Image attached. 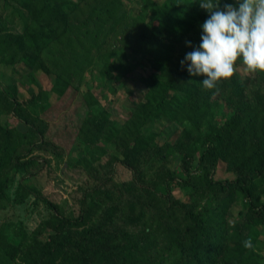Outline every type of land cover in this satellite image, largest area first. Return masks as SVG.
<instances>
[{
	"label": "trees",
	"instance_id": "obj_1",
	"mask_svg": "<svg viewBox=\"0 0 264 264\" xmlns=\"http://www.w3.org/2000/svg\"><path fill=\"white\" fill-rule=\"evenodd\" d=\"M1 1L25 13L20 32L0 30L1 61L55 70L52 90L59 95L80 91L82 73L97 56L112 78L110 57L123 48L142 53L149 74L140 79L143 100L133 101L127 89L132 109L119 124L83 93L86 112L69 150L40 116L44 92L23 101L15 83L0 85V212L17 174L13 202L31 197L47 210L30 232L0 223V264H264V73L244 81L238 62L212 90L199 82L203 77L189 76L180 61L198 46L207 17L198 0H144V18L122 0ZM231 2L221 0V7ZM53 46L70 48L65 64H56ZM214 97L223 103L221 117ZM150 121L178 123L177 136L160 144L157 133L144 131ZM71 150L77 157L67 165L90 181L79 187L75 217L27 183ZM174 156L177 169L169 167ZM220 162L233 178L215 179ZM118 164L127 181H116ZM248 238L252 249L243 246Z\"/></svg>",
	"mask_w": 264,
	"mask_h": 264
},
{
	"label": "rangeland",
	"instance_id": "obj_2",
	"mask_svg": "<svg viewBox=\"0 0 264 264\" xmlns=\"http://www.w3.org/2000/svg\"><path fill=\"white\" fill-rule=\"evenodd\" d=\"M162 2L163 0H156ZM124 8L130 13L141 18L146 16L142 5L144 0H122ZM24 13V12H23ZM22 11L16 7L4 8L0 0V30L20 32L22 23L25 20ZM25 14V13H24ZM63 48V47H62ZM52 53L56 56V64H65L71 57L70 48L58 50L57 46H53ZM142 53H134L129 48H123L119 52H115L110 57V63L114 64V70L110 73L112 78L102 73L104 60L101 56H97L89 68L82 73L81 89L79 92L68 90L65 94L59 95L52 90L56 78V71L51 69L49 72L29 71L23 64H15L8 66L0 59V85L15 83L18 90V98L27 100L30 95L38 94L39 90L45 93L44 99L40 104L45 103V111L41 113L44 119L50 124L49 135L57 143L63 145L67 150L70 149L75 130L80 119L86 112L85 97L86 91L93 99L89 101L95 103L93 109H104L111 114L118 124L126 119L132 109L131 102L127 95V89L132 93L133 101L143 100L145 87L140 82L142 77L149 74V69ZM119 67L118 70H115ZM130 68H134L125 78H121L123 72ZM240 75L244 81H248L254 74L246 70L245 67L238 68ZM215 103V116L221 117L223 103L218 97L213 98ZM12 125L15 123L10 120ZM23 130L21 124L16 125ZM180 125L178 123L165 124L163 121H150L144 128L145 132L157 133V142L160 144L165 141H173L177 136ZM77 153V152H76ZM71 152L64 158L63 163L55 164L51 160L50 164L45 166L36 176L30 178L27 183L36 187L44 194L49 201L60 205L65 215L75 217L79 209V187L90 184L86 174L78 166L67 165V162L73 163L77 155ZM40 154V153H35ZM49 157V156H45ZM178 161L174 156L171 159L169 167L177 169ZM157 165L153 166V169ZM19 174L15 175L12 186L8 189L9 201L4 210L0 212V223L20 224L27 231H33L38 224L46 218L47 210L41 202H34L29 197L20 204H15L12 200L13 193L19 179ZM130 174L127 169L121 165L116 166V181H127ZM233 174L227 171L224 163L220 162L217 166L215 179H230ZM182 200H186L187 196L176 191ZM239 206L233 207V215L236 216ZM14 264H21L15 262Z\"/></svg>",
	"mask_w": 264,
	"mask_h": 264
},
{
	"label": "clouds",
	"instance_id": "obj_3",
	"mask_svg": "<svg viewBox=\"0 0 264 264\" xmlns=\"http://www.w3.org/2000/svg\"><path fill=\"white\" fill-rule=\"evenodd\" d=\"M197 4L207 17L200 24L198 46L180 61L189 76L203 77L199 82L212 90L234 75L238 62L250 72L264 73V0H232L223 7L221 0ZM243 246L252 249V239L244 240Z\"/></svg>",
	"mask_w": 264,
	"mask_h": 264
}]
</instances>
